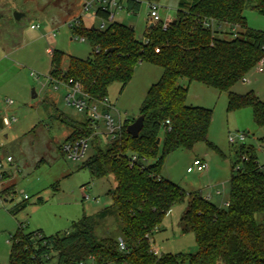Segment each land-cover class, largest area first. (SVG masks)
I'll use <instances>...</instances> for the list:
<instances>
[{"label": "trees", "instance_id": "16d2710c", "mask_svg": "<svg viewBox=\"0 0 264 264\" xmlns=\"http://www.w3.org/2000/svg\"><path fill=\"white\" fill-rule=\"evenodd\" d=\"M142 1L150 0H127V8L137 14ZM249 7L264 15V0H180L174 21L166 29L162 24L150 25L142 39L133 27L118 22L105 30L84 23L73 29L77 37L92 45L93 58L70 57L63 69L64 54L53 51L48 77L78 83L92 103L108 99L113 84H121L124 90L140 64L159 67L163 74L141 105L140 116L145 121L139 137L134 139L127 133L135 120H126L118 136L109 139L104 149L94 142L96 151L84 164L93 179H115L116 188L109 192L111 204L84 216L71 231L49 237L42 231L24 234L19 224L11 239L9 264L50 260L55 264H86L88 260L93 264H264V223L256 220L257 215L264 214V174L254 147L241 146L236 162H242L240 171H234L236 163L232 165L226 208L213 204L200 192L187 194L160 175L173 152L193 150L200 143L211 145L208 136L213 112L187 105L189 87L180 85V80L227 93L229 113L251 108L254 123L264 126V101L252 93L232 92L264 58V31L247 27L244 12ZM97 15L106 19L108 12L99 10ZM224 25L231 31L240 27L242 32L225 39L221 30ZM109 49L113 51L107 52ZM54 112L58 113L57 108ZM61 122L73 129L67 141L79 139H73L74 135L95 131L89 119L79 123L64 118ZM134 156L136 161L132 160ZM243 156L247 162L241 161ZM187 197L182 227L195 235L198 252L156 255L154 233L171 209ZM24 207L15 206L13 214ZM105 218L114 220L118 238L97 237L95 229Z\"/></svg>", "mask_w": 264, "mask_h": 264}, {"label": "rangeland", "instance_id": "374dc122", "mask_svg": "<svg viewBox=\"0 0 264 264\" xmlns=\"http://www.w3.org/2000/svg\"><path fill=\"white\" fill-rule=\"evenodd\" d=\"M150 1L160 7L163 22L174 21L180 0ZM147 2L142 1L137 14L124 12L116 20L133 27L138 38L146 34L151 24ZM83 5V0H0V118L8 116L0 129V160L6 171V178L0 181V264H9L11 239L18 232L19 224H22L24 234L42 231L49 237L71 231L73 224L84 216L94 215L111 204L109 192L116 188L115 179L112 176L93 179L83 168L86 160L95 153L94 146L104 149L109 142L108 136L103 134L104 124L99 122L98 134L89 131V134L74 135L73 139H89V145L83 158L69 159L62 148L73 129L61 120L68 118L85 123L89 117L85 111L69 105L65 99L66 91L55 90L47 79L52 68L49 48L64 54L63 69L67 68L70 57L88 60L94 56L92 45L78 39L67 25L82 15ZM15 12L24 16L17 21ZM84 14V24L98 29L100 21L93 12ZM244 16L247 27L264 31V15L249 7ZM224 31L223 38L233 39L242 29L235 27L231 31L225 25ZM162 74L161 68L143 63L136 68L124 90L121 84H113L108 91V101L113 106L110 113L116 119L120 116L122 122L136 120L148 90ZM179 83L189 87L187 105L212 110L208 136L211 145L200 143L193 150L173 152L165 160L160 175L187 194H214L218 190L220 194H214L210 202L226 208L231 168L239 160L241 146L254 147L258 162L264 164V126L254 123L251 108L229 113L227 93L195 82L189 84L186 79ZM232 92L238 95L252 93L264 101V70L251 71ZM55 108L58 113L54 112ZM58 116L57 120L55 117ZM240 134L247 136L244 143L238 140ZM232 138L235 143L230 142ZM8 156L13 159L11 164L6 161ZM196 159L207 162L206 172L197 169L187 172ZM188 200L187 197L175 205L160 230L154 233L153 245L160 254L198 252L195 235L182 227L181 219ZM17 205L25 207L13 214L12 209ZM256 220L264 223V214L257 215ZM117 229L112 218H105L99 221L95 233L99 238H118ZM55 262L50 260L42 264ZM86 264L93 263L88 260Z\"/></svg>", "mask_w": 264, "mask_h": 264}, {"label": "built area", "instance_id": "2783aa9c", "mask_svg": "<svg viewBox=\"0 0 264 264\" xmlns=\"http://www.w3.org/2000/svg\"><path fill=\"white\" fill-rule=\"evenodd\" d=\"M148 10H149V19L151 24H162L163 29H166L168 25L170 24V21H162L159 9L160 7L158 6L157 3L153 1H148L147 2ZM99 10H102L104 12H108V17L106 19L99 18L97 15V12ZM92 11L93 15L97 17L100 21L99 25V30H105L108 25L111 23L116 22V17L124 12H127L128 14L132 13L129 11L127 8V0H89V1H84L83 5V13L81 16L76 17L75 19L69 21L67 23L68 27L71 29H75L79 27L83 22V16L85 15L84 13H87ZM95 27L94 25H92ZM38 28V26H36ZM207 27H211L210 25H207ZM78 39L80 38L83 41H86L84 38L77 37ZM53 51L51 48L47 50V52L52 56ZM158 52V51H157ZM263 66H264V58L261 59L259 62L258 66V71L263 72ZM48 82L50 85L54 87L55 90L57 89H63L66 91V101L69 105L76 107L80 111H85L86 114L88 115V119L91 121L92 126L98 134L100 132V126L99 122H102L104 124V133L106 136H108L109 139H114L118 136V134L121 131V128L123 126L121 117L119 116L118 119H116L111 113L110 110L113 108V106L110 104L108 99H104L102 102L99 103H92L87 96L83 93L81 86L78 83H73L72 81H69L68 83L62 82L60 80L54 79L52 77H48ZM9 104H13L12 101L8 102ZM5 118H8V116H5L2 119V124L4 127L5 124ZM13 122H16V119L13 118ZM169 123V122H167ZM11 124V122H10ZM247 138L246 135L240 134L238 136V140L243 142ZM231 143H235V139L232 138L230 139ZM89 145V139L87 138H79L74 141H66L63 145V152L66 154V156L69 159L72 160H80L83 158L87 152ZM1 149V146H0ZM133 161L137 160V157L134 156L132 158ZM7 163L11 164L13 162V159L11 156H8L6 158ZM243 162H247L248 158L246 156H243L241 159ZM241 163H236L234 165V171L238 172L241 170ZM258 167L260 169V172L264 174V164H260L258 162ZM197 169L200 172H206L208 169L207 162L204 160L196 159L194 161V166L189 167L187 172L192 173L194 170ZM6 171L4 170V166L2 161L0 160V181H3V174ZM217 194H220V192H217ZM207 199V198H206ZM208 200V199H207ZM119 246L121 250L125 249L124 242L120 239L119 240ZM156 255H160L158 250H154ZM48 259V257H46Z\"/></svg>", "mask_w": 264, "mask_h": 264}, {"label": "water", "instance_id": "95a60500", "mask_svg": "<svg viewBox=\"0 0 264 264\" xmlns=\"http://www.w3.org/2000/svg\"><path fill=\"white\" fill-rule=\"evenodd\" d=\"M24 15L18 12L14 13V19L19 21ZM153 25H151L150 27H152ZM94 28V27H92ZM139 39H142V37H140ZM113 49H109L107 50V52H112ZM34 97H36L34 95ZM144 121H145V117L139 116L133 123H131L128 127H127V133L133 137L134 139L139 137L140 132L143 130L144 128ZM3 128V124H2V119L0 118V129ZM160 140H158L159 142Z\"/></svg>", "mask_w": 264, "mask_h": 264}, {"label": "crops", "instance_id": "0c3cea01", "mask_svg": "<svg viewBox=\"0 0 264 264\" xmlns=\"http://www.w3.org/2000/svg\"><path fill=\"white\" fill-rule=\"evenodd\" d=\"M120 15H118L117 17H119ZM117 17H116V20H117ZM118 23H120L119 21H117ZM171 22V21H170ZM150 25H152V24H150ZM224 27H225V25L224 26H222V28H221V30H223V32H225L224 31ZM5 117V116H4ZM3 118V117H2ZM205 161V160H204ZM217 192H220V191H218V190H216V192H214V194L215 195H219V194H217ZM213 193H211V192H208V193H206V194H202L203 195V197L204 198H207L209 201H212V198H213V195H214ZM227 203V202H226ZM225 203V204H226ZM160 253V252H159ZM93 263V262H92Z\"/></svg>", "mask_w": 264, "mask_h": 264}]
</instances>
